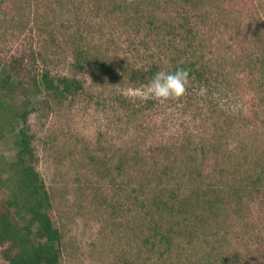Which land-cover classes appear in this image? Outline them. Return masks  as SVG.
<instances>
[{
  "label": "rangeland",
  "instance_id": "obj_1",
  "mask_svg": "<svg viewBox=\"0 0 264 264\" xmlns=\"http://www.w3.org/2000/svg\"><path fill=\"white\" fill-rule=\"evenodd\" d=\"M183 1L0 0L2 64L34 51L53 54L56 70L73 75L65 41L74 39L113 64L107 76L78 75L82 89L51 108H43L44 93L30 98L40 105L30 126L50 217L62 234L61 264H222L245 255L244 264H264V176L252 195L238 183L264 169V78L236 60L264 54V0H191L187 9L204 19L193 21L190 34L168 26ZM189 59L204 69L208 97L187 91L160 103L128 94L146 85L129 84L124 64L162 71ZM19 128L14 120L0 138L9 161ZM119 162L125 169L116 170ZM199 188L221 193L218 218L193 227L162 260L140 259L143 236L160 218L150 209L155 197Z\"/></svg>",
  "mask_w": 264,
  "mask_h": 264
},
{
  "label": "trees",
  "instance_id": "obj_2",
  "mask_svg": "<svg viewBox=\"0 0 264 264\" xmlns=\"http://www.w3.org/2000/svg\"><path fill=\"white\" fill-rule=\"evenodd\" d=\"M190 3L191 0L181 2L175 21L170 20L168 26L179 32L186 30L189 34L194 31L196 24L193 27V21L202 22L204 16L202 12H197V9L191 7L187 9ZM55 41L53 40L51 45ZM65 42L73 54L71 63L73 75L56 70L55 62L50 60L53 54L43 55L44 53L36 54L32 51L28 55L22 53L9 62L3 64L0 62V138L5 136L6 131L13 129L14 120H18L20 124L17 151L13 160L9 161L0 156V260L7 261L8 264H61L62 234L54 227L50 217L51 198L36 167L38 162L36 136L30 126V116L38 112L40 105L37 108L33 107L30 98L44 93L45 99L41 102L44 104L43 108H51V103H62L82 89V84L77 79L78 75H84L91 69L104 76L112 74L113 64L105 61L104 57L90 55L78 39H74L73 43ZM58 46L54 44V49ZM263 59L264 54L259 51L252 53L251 59L240 60L236 57L238 65H245L249 74L259 79L264 78ZM134 67L130 68L126 63L123 70L129 84L136 87L147 85L151 77L159 72L158 65H152L147 71ZM176 68L189 70L187 91L194 93L198 100L208 97V94H200L201 89L206 91L211 88L203 68H197L196 63L189 59L173 63L162 71ZM259 89L263 91L261 87ZM123 168L125 169L120 162L116 165L117 171ZM263 176L264 169L260 174L249 177L250 183H247L245 178L241 179L238 182L239 187L252 195V192H258L257 186ZM139 187L142 188L143 185ZM231 191L233 190H230V196L239 198L241 191ZM177 193H171L168 200L164 201L160 200L161 196L155 197L150 209L160 218L155 220L152 216L154 226L151 233L143 236L141 241L143 250L140 248L137 252L139 258L144 253L158 254L156 260H162L174 250L176 241L182 237H189L193 227H202V224L218 218L222 203L220 192L218 196L201 194L199 188L183 195ZM138 195L139 193L136 197L133 195L131 199L138 203ZM247 257L245 255L236 259L231 258V263L228 261L222 264H244ZM175 264L183 263L178 261Z\"/></svg>",
  "mask_w": 264,
  "mask_h": 264
},
{
  "label": "clouds",
  "instance_id": "obj_3",
  "mask_svg": "<svg viewBox=\"0 0 264 264\" xmlns=\"http://www.w3.org/2000/svg\"><path fill=\"white\" fill-rule=\"evenodd\" d=\"M188 83L189 70L185 68L159 71L151 77L148 84L142 89L128 90V94L144 100L155 99L160 103H166L170 100L179 101L185 97ZM200 94L204 95L203 89H201ZM0 264H8V262L0 260Z\"/></svg>",
  "mask_w": 264,
  "mask_h": 264
}]
</instances>
